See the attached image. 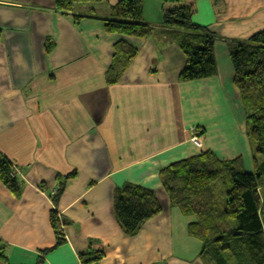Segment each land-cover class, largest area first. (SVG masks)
<instances>
[{"label": "crops", "instance_id": "0c3cea01", "mask_svg": "<svg viewBox=\"0 0 264 264\" xmlns=\"http://www.w3.org/2000/svg\"><path fill=\"white\" fill-rule=\"evenodd\" d=\"M120 1L77 5L63 15L53 0H0V153L24 183L17 199L0 182V242L10 264L42 257L44 264H81L91 251L104 253L98 264H204L201 242L188 233L194 219L170 207L159 171L209 151L220 161L241 157L251 173L260 157L233 85L229 46L264 31V0H144L143 19L158 29H171L169 19L186 9L182 19L217 39V75L185 83L178 80L185 56L169 38L105 32ZM121 41L138 54L109 85ZM196 127L205 133L203 149L189 141ZM125 184L154 190L163 207L133 237L114 213L115 192ZM53 210L64 224L58 248Z\"/></svg>", "mask_w": 264, "mask_h": 264}, {"label": "trees", "instance_id": "16d2710c", "mask_svg": "<svg viewBox=\"0 0 264 264\" xmlns=\"http://www.w3.org/2000/svg\"><path fill=\"white\" fill-rule=\"evenodd\" d=\"M53 1L56 11L64 15L71 14L77 5L100 0ZM161 1L183 3L185 0ZM143 8L144 0H121L112 7L111 18L104 20L105 32L143 40L160 34L172 40L186 59L178 79L181 83L217 75V39L205 29L194 28L182 19L187 14L186 9L169 19L167 28L171 29L166 31L145 22ZM114 51L112 65L106 74L109 85L120 81L138 54L124 41L115 44ZM229 55L234 70L233 85L241 95L247 128L257 134L260 157L253 158V172L244 170L241 157L220 161L207 151L162 168L159 180L170 207L194 219L188 225V233L201 242L200 257L204 264H264V199L259 190L260 179L264 177V31L245 42H230ZM12 173L13 165L0 153V182L18 199L24 183ZM71 177H65L64 181ZM64 181L56 187L54 204L62 196ZM216 182L231 194L239 190L240 205L233 218H228L226 208L219 204L213 191ZM114 201L115 218L129 237L137 235L146 222L163 212L156 192L138 185H123L116 190ZM51 225L57 237L55 248H58L66 240L54 212ZM5 250L0 242V264H10ZM50 251H43L42 255ZM103 258L101 251L80 255L81 264H98ZM37 264H44L43 257Z\"/></svg>", "mask_w": 264, "mask_h": 264}, {"label": "rangeland", "instance_id": "374dc122", "mask_svg": "<svg viewBox=\"0 0 264 264\" xmlns=\"http://www.w3.org/2000/svg\"><path fill=\"white\" fill-rule=\"evenodd\" d=\"M195 133H194V137L196 138H201L202 139V143H203V147L202 148H199V149H203L204 148V135L205 133L202 131V129L196 127L195 129ZM252 132L255 133L254 137H255V146H257V139H256V132L255 131H252L251 129H248L247 128V135L251 138V141H253L254 143V138L252 140ZM191 135L189 136V141L190 143H192L194 145V143L191 141ZM196 146V145H195ZM197 147V146H196ZM198 148V147H197ZM257 158V157H256ZM260 193L262 194L263 196V199H264V177L260 179ZM213 191L219 201V204L221 205V207L223 208H226V206L228 205L229 202H232L231 205H230V208L227 209L226 211V216L228 218H233L230 216H228L227 212L228 211H232L233 209V205L234 203H238V197H239V194H234V192L231 194L229 191H227L220 182H216L215 184H213ZM232 197V198H231ZM232 214V213H231Z\"/></svg>", "mask_w": 264, "mask_h": 264}, {"label": "bare ground", "instance_id": "6f19581e", "mask_svg": "<svg viewBox=\"0 0 264 264\" xmlns=\"http://www.w3.org/2000/svg\"><path fill=\"white\" fill-rule=\"evenodd\" d=\"M11 164L13 165V173H12V175L19 177V175H20V169H19V167L16 164L14 165L12 162H11ZM52 212H54L55 215L58 216V214H57L56 211L53 210ZM58 221H59V225H60V227L62 229L64 227L63 221H60V219H58ZM62 230H64V229H62Z\"/></svg>", "mask_w": 264, "mask_h": 264}, {"label": "built area", "instance_id": "2783aa9c", "mask_svg": "<svg viewBox=\"0 0 264 264\" xmlns=\"http://www.w3.org/2000/svg\"><path fill=\"white\" fill-rule=\"evenodd\" d=\"M196 128H192L191 129V141L194 143V145H196L198 148H202L203 147V143H202V139L201 138H196L194 137V133H195V130Z\"/></svg>", "mask_w": 264, "mask_h": 264}]
</instances>
